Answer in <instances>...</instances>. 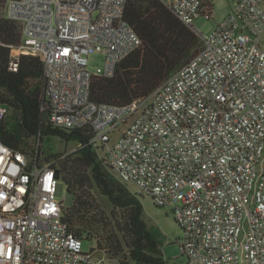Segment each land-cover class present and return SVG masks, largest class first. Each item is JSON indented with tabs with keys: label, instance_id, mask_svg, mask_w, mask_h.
<instances>
[{
	"label": "built area",
	"instance_id": "2783aa9c",
	"mask_svg": "<svg viewBox=\"0 0 264 264\" xmlns=\"http://www.w3.org/2000/svg\"><path fill=\"white\" fill-rule=\"evenodd\" d=\"M158 1L200 47L148 96L90 98L89 55L103 54L109 77L141 44L127 0H9L0 15L20 26L10 66L41 60L47 121L86 129L115 179L171 206L190 263L264 264V0H235L208 33L193 19L211 18L212 0ZM7 113L0 105V122ZM0 149V264H122L104 251L93 258L62 220L53 158L38 145L15 151L0 140Z\"/></svg>",
	"mask_w": 264,
	"mask_h": 264
},
{
	"label": "trees",
	"instance_id": "16d2710c",
	"mask_svg": "<svg viewBox=\"0 0 264 264\" xmlns=\"http://www.w3.org/2000/svg\"><path fill=\"white\" fill-rule=\"evenodd\" d=\"M9 0H0V9ZM124 18L141 40L138 49L120 61L112 76L94 75L90 98L97 103L124 105L152 93L161 82L199 49L194 32L158 0H127ZM19 24L0 15V105L8 108L0 122V140L15 151H33L53 158L72 195L62 220L75 235L92 239L96 247L122 264H169L159 241L143 217L142 204L115 179L104 159L89 144L86 129H63L44 121L45 79L38 57L21 55L16 70L11 49L18 45ZM50 137L77 142L69 153L43 147ZM93 190L110 205L107 213Z\"/></svg>",
	"mask_w": 264,
	"mask_h": 264
},
{
	"label": "rangeland",
	"instance_id": "374dc122",
	"mask_svg": "<svg viewBox=\"0 0 264 264\" xmlns=\"http://www.w3.org/2000/svg\"><path fill=\"white\" fill-rule=\"evenodd\" d=\"M212 16L207 19L204 16H197L193 19V24L203 33H208L217 23L222 22L227 15L232 11L235 0H212ZM261 40L264 42V31L261 35ZM88 68L96 74L101 75L104 68V56L100 52H93L88 57ZM43 147L52 153L73 152L77 147V142H64L57 137H50L49 141H45ZM124 185L132 193L138 196L142 204L143 217L148 227L159 241V245L163 252L164 258L169 264H199L189 262L186 255L181 253L178 239L181 236V229L174 220V215L171 206H156L151 197L147 194H142L139 188L133 182H125ZM94 196L101 204V207L107 212H110L108 200L99 192L93 190ZM56 198L62 201L64 208L71 206L72 195L67 192L66 184L62 179L57 181ZM83 250L93 251V258H99L103 253L97 249L95 240L84 239ZM237 264H244L240 260Z\"/></svg>",
	"mask_w": 264,
	"mask_h": 264
},
{
	"label": "water",
	"instance_id": "95a60500",
	"mask_svg": "<svg viewBox=\"0 0 264 264\" xmlns=\"http://www.w3.org/2000/svg\"><path fill=\"white\" fill-rule=\"evenodd\" d=\"M43 119H44V121H47V119H48V113H47V112H44V113H43ZM58 173H59V171L56 170V174H57V175H58Z\"/></svg>",
	"mask_w": 264,
	"mask_h": 264
},
{
	"label": "clouds",
	"instance_id": "9594fccd",
	"mask_svg": "<svg viewBox=\"0 0 264 264\" xmlns=\"http://www.w3.org/2000/svg\"><path fill=\"white\" fill-rule=\"evenodd\" d=\"M0 150H2V149H0ZM50 180H51V176L49 175V176L46 178V184H47L48 182H50Z\"/></svg>",
	"mask_w": 264,
	"mask_h": 264
},
{
	"label": "snow or ice",
	"instance_id": "6c2138e0",
	"mask_svg": "<svg viewBox=\"0 0 264 264\" xmlns=\"http://www.w3.org/2000/svg\"><path fill=\"white\" fill-rule=\"evenodd\" d=\"M0 182H2V181H0ZM20 191H21V192H23V191H24V189H23V188H21V189H20Z\"/></svg>",
	"mask_w": 264,
	"mask_h": 264
}]
</instances>
